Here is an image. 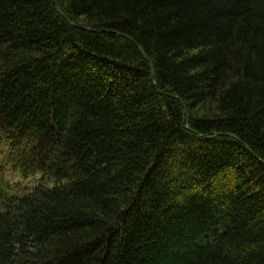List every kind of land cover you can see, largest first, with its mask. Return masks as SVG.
<instances>
[{
	"label": "trees",
	"instance_id": "16d2710c",
	"mask_svg": "<svg viewBox=\"0 0 264 264\" xmlns=\"http://www.w3.org/2000/svg\"><path fill=\"white\" fill-rule=\"evenodd\" d=\"M0 142V264H264V0H0Z\"/></svg>",
	"mask_w": 264,
	"mask_h": 264
},
{
	"label": "rangeland",
	"instance_id": "374dc122",
	"mask_svg": "<svg viewBox=\"0 0 264 264\" xmlns=\"http://www.w3.org/2000/svg\"><path fill=\"white\" fill-rule=\"evenodd\" d=\"M0 179H2L3 183H9L10 185L17 186L20 183L23 187H26V190L20 192L18 196H22L24 192L29 191L27 189L32 188L33 186H36L37 180L36 178H31L27 181L20 180L19 175L11 169V166L6 163V148L3 146V144L0 142ZM24 184V185H23ZM12 195H15V191H10Z\"/></svg>",
	"mask_w": 264,
	"mask_h": 264
}]
</instances>
